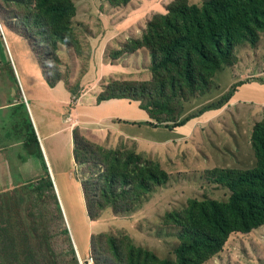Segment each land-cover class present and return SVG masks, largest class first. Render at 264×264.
I'll return each mask as SVG.
<instances>
[{
	"label": "rangeland",
	"instance_id": "obj_1",
	"mask_svg": "<svg viewBox=\"0 0 264 264\" xmlns=\"http://www.w3.org/2000/svg\"><path fill=\"white\" fill-rule=\"evenodd\" d=\"M18 1L0 0V21L6 30L9 29L15 33L24 28V17L27 15L23 7L17 4ZM23 1L34 11L35 0ZM72 1L76 7V13L71 19L74 43L71 46L59 45L57 50H52L43 43L40 31H31V43L35 44L39 50L33 52L36 59L39 61L41 58L44 61L46 70L43 71L51 72L52 75L58 71L61 73V82L74 92L72 94L73 104L83 100V97L87 95L90 97L87 96L86 99L95 100L96 97H92L95 92H100V95L103 93L110 95L111 89L115 90L116 95H136L135 98L139 97L138 99H124L133 104L135 113L112 109L93 113H98L102 117L115 116L133 119L134 122L141 123L144 118H148L145 111L140 108L141 103H152L160 96L157 91L153 90L143 95V88L132 87L134 83L140 84L152 80L151 54L147 49H141L124 53L117 59H111V57L118 52L117 50H124L126 44L132 39L140 38L148 21L152 20L156 14H165L168 4L173 0H132L128 5L122 6L113 5L109 0ZM189 1L200 4L204 0ZM7 39L12 49L11 52L15 56V48L8 35ZM28 42L20 38L15 44L30 69L29 54L31 53ZM0 44H6L1 34ZM104 44H108L106 48ZM102 50L103 54L99 55L98 52ZM3 51L4 48L0 49V58L5 60ZM236 55L237 63L220 71L216 76L212 92L194 98L195 100L191 102L190 100L187 101L188 103L184 102L186 103L184 115L187 117L194 115L214 104L224 102L223 105L217 110L202 113L199 116L201 121L195 130L189 132L190 125L178 131L177 133L181 135L188 134L177 140L175 144L167 145L162 142L164 137L170 134L165 128L159 127L154 130L151 127H142L141 129L138 124L128 123L122 119L117 120L114 126L127 129L130 134L137 135L141 142L117 138V143H104L103 141L97 143L99 139L95 138L90 131L79 129L81 133L78 134L77 147L80 161H83L84 147L89 149L85 155L89 159L86 161V166L78 164L79 171L73 174L78 179L81 178L83 183L87 182V186L90 187V189L86 188L90 204L93 206V214H96L98 208L105 207L104 212H100L96 218H100V221L93 225L95 229L93 231L98 233L92 235L91 227L85 228L81 218L78 219L80 203L76 200L77 192L70 186V195L66 199L64 189L61 186L59 188L66 209L70 211V221L78 220L77 225L67 221L69 226L80 230L75 236L82 264H124L117 252V247L106 239V236L116 238L118 247L119 243H123L125 255L129 252L128 247L135 245L148 248L151 253L156 254L162 260L167 258L175 260L174 250L179 244L181 228L165 225L167 212L181 210L190 199L227 201L231 193L226 187L215 182L213 172L253 168L256 156L252 136L256 125L264 121V34L256 47L250 45L238 47ZM8 63L11 66L10 61ZM121 83L130 84L121 86ZM236 96L239 97L238 102L234 98ZM84 117L85 115H82L80 119ZM162 117L166 118V115ZM165 124L170 123L163 125ZM139 129L141 130L138 132ZM151 141L153 145L148 146L147 142ZM99 148L122 152L135 150L136 153L143 154L146 160L158 164L168 174L167 184L155 187V194L151 202L147 204L150 211H144L142 208L129 217L128 214L119 215L121 212L113 211L117 213L113 215L112 208L108 207L109 202H112L116 211H126L130 205L119 208L115 201L103 198L104 183L100 182L99 187L95 184V177L102 171L104 172V162L101 160L103 152ZM139 148H143L148 153L146 154ZM70 156L71 152L67 155L68 159L60 160L62 170L70 166ZM80 170L82 176H80ZM29 177L28 175L25 182L29 181ZM36 179L25 184L22 181L15 183L14 180L8 182L11 185L9 189H0V257H4L3 264H10L14 255L20 256L21 260H27L29 250L49 255L45 242H37L29 233L31 219L28 215L39 216L40 210L32 209L31 203L27 200L22 203L19 198H15L16 191L21 192L23 188L30 185L34 188L38 187L40 181H35ZM44 185L45 192L42 198L45 216L43 219H38V223L41 228L49 225L51 234L59 233L60 235L59 224L61 223L56 220L53 202L49 198V194L53 192L46 188V184ZM55 191L57 194L56 189ZM95 194L98 197L94 199ZM38 195L34 196V200ZM24 197L26 198L27 195H23ZM85 199L87 202L86 195ZM83 210L85 212V206ZM89 218L87 217L88 222ZM127 223L131 225L128 226ZM62 224L67 228L65 219ZM129 228L132 229L131 237L127 235ZM51 244L59 251L67 249L65 239L61 235L58 239L54 238ZM76 259L80 264L77 255ZM206 260L202 264H264V227L250 234H232L223 248ZM65 262L71 264L70 258H67ZM27 264L30 262L27 261Z\"/></svg>",
	"mask_w": 264,
	"mask_h": 264
},
{
	"label": "trees",
	"instance_id": "obj_2",
	"mask_svg": "<svg viewBox=\"0 0 264 264\" xmlns=\"http://www.w3.org/2000/svg\"><path fill=\"white\" fill-rule=\"evenodd\" d=\"M109 1L113 5L122 6L128 5L132 0ZM17 4L23 7L27 15L24 17V28L16 32L30 42L34 53L39 50L31 43V31H40L43 43L52 50H57L59 45L71 46L74 43L71 19L76 13V7L72 0H35L34 11L23 0H19ZM166 9L165 14H156L148 21L140 38L129 41L125 49L117 50L111 59L141 49L150 52L153 64L152 80L134 83L132 87L143 88V95L152 90L160 95L152 103H141L140 108L150 118L146 125L152 128L173 129L183 127L205 111L217 110L223 105L224 102L214 104L199 113L183 117L186 104L184 102L212 92L217 74L237 63L238 47L258 45L264 34V0H204L200 4L190 3L189 0H173ZM38 62L43 70H46L41 58ZM44 74L51 88L62 81L59 71L54 75L48 71H44ZM14 78L17 84L16 77ZM129 84L121 83V86ZM70 91L74 94L72 90ZM111 91L110 95L99 94L97 103L112 99L139 98H135L136 95H116L115 90ZM162 115H166V118ZM164 123L170 124L163 125ZM23 125L25 128L23 140L27 151L34 155L37 153L42 158L36 130L30 118H26ZM79 133H81L79 129L74 131V157L77 165L86 166L89 157L86 158L85 155L89 149L83 148L81 162L77 147ZM252 144L256 156L253 168L213 172L215 182L226 187L231 193L227 201L190 199L181 210L167 215L165 225L181 228L179 244L174 250L175 260L172 258L162 260L148 248L135 245H130L129 252L125 255L123 243H119L118 247L116 238L106 236L105 238L117 247L123 263L202 264L210 256L218 253L232 234H250L264 227V121L256 125ZM99 150L103 152L101 160L104 163H100L104 165V172L95 177V184L99 187V183L103 182L105 186L103 198L115 201L119 208L129 204L130 208L126 211H130L140 199L153 193L156 186H163L168 182V174L158 164L146 160L143 154L136 153L135 150L125 152L102 148ZM44 184L53 192L49 194V198L53 202L56 220L61 223H58L60 235L64 237L67 246L64 251H59L51 244L54 238H60L59 233L51 234L49 225L41 228L38 223V219L45 216L42 198L45 192ZM83 187L89 216L96 219L105 207L98 208L96 214H93V206L90 204L86 188L87 182L83 183ZM55 192L49 173L40 181L38 187L30 185L21 192L16 191L15 198H19L22 203L27 200L31 203L32 209L40 210L39 216L28 215L31 219L29 233L37 242H45L49 255L29 250L27 260H21L20 256L14 255L10 264H27V261L30 264H66L67 258H70L71 264H78L68 229L62 224L64 216ZM36 194L39 195L34 200ZM23 195L27 197L23 198ZM97 197L96 194L93 196L94 199ZM108 207L114 212H126L116 211L112 202H109ZM3 259L4 257H0L2 264Z\"/></svg>",
	"mask_w": 264,
	"mask_h": 264
},
{
	"label": "crops",
	"instance_id": "obj_3",
	"mask_svg": "<svg viewBox=\"0 0 264 264\" xmlns=\"http://www.w3.org/2000/svg\"><path fill=\"white\" fill-rule=\"evenodd\" d=\"M0 25H2L3 30L0 34L3 36L6 43L0 44V49L4 48L3 52L6 57L5 60L4 58H0V177L2 178L0 181V189H9L11 185L8 182H13L14 180L15 183L22 181L24 184L36 178L35 181H41L43 178H46L49 173L61 200L66 219L72 222L73 225H77L78 220L70 221V211L66 209L67 207L62 200L61 191H59L60 186L64 189L63 193L66 199H68L70 195V186L77 192L78 196L76 200L80 203V214L77 213L78 219L81 218V222L84 224L85 228L87 226L91 227L92 232L95 230L93 225L98 223L100 218H89L83 181L73 174L79 171L74 157V131L76 129L90 131L95 138L99 139L97 143H99V141H103L104 143H117V138H122V140L125 141L133 140L141 142V139L137 135L130 134L127 129H119L114 126L119 119L125 120L128 123H133V119L115 116L102 117L98 115V113H93L94 111L102 112L108 109L135 113V111H133L135 110L133 104H130V102L124 99H113L104 101L99 105L95 101H97V95H99L100 92H95L92 96L96 97L95 100L90 98L86 99L87 95L83 97V100L76 101L73 104L72 93L63 82L57 83L54 88L48 85L43 68L36 59L31 45L28 43L31 53L29 54L31 57V68L29 69L15 44L16 40L24 38L9 29L6 30L1 21ZM7 35L11 38L12 45L15 48V56L11 52L12 49L8 42ZM106 45L108 44H104L105 48ZM98 54L102 55L103 50L99 51ZM9 61L11 66H9ZM103 62H105L104 58ZM14 76L16 77L17 84L15 83ZM234 98H236L238 102L239 97L236 96ZM185 113L186 104L183 117H187L184 115ZM82 115H85L84 119H80ZM147 117L148 118H144L140 123L142 125H139L137 122L134 123L138 124L141 129L142 127H148L144 125L150 121L148 114ZM26 118H30L36 130L42 158H40L37 153L36 155L31 154L25 147V142L23 140L25 128L23 122ZM199 121H201L200 117L192 119L183 127H176L173 129L165 128L169 130L170 134H167L162 142L167 145L175 144L177 140H180V138L188 134L181 135L177 133L178 131L186 129L191 125L189 131L191 132L198 127ZM141 129H139L138 132ZM48 144H50V146H48ZM147 145H153V141L147 142ZM139 149L144 151L143 148ZM69 152H71L69 160L70 166L62 170L60 168V162L62 159H68L67 155ZM145 153L147 154L148 152L146 151ZM46 169H48V171ZM28 170H30V172H28ZM27 172L28 174H26ZM28 175L30 176L29 181L25 182ZM80 176H82L81 170ZM154 194L155 189L153 193L140 199L130 211L121 212L119 215L128 214L129 217L142 208L144 211H150V207L147 206V204L151 202V198ZM83 206H85V212ZM111 211L113 215H117V213L113 212V209ZM155 211L157 212V209H155ZM172 212L167 213L169 214ZM87 217L90 219L89 222L87 221ZM127 225L130 226L131 224L127 223ZM76 229L80 231L79 228ZM127 231V235L131 237L132 229L129 228ZM97 233L98 232L93 231L92 235Z\"/></svg>",
	"mask_w": 264,
	"mask_h": 264
},
{
	"label": "water",
	"instance_id": "obj_4",
	"mask_svg": "<svg viewBox=\"0 0 264 264\" xmlns=\"http://www.w3.org/2000/svg\"><path fill=\"white\" fill-rule=\"evenodd\" d=\"M57 196H58V194H57ZM58 202H59L60 207H61V209H62L64 219H65V221L67 222L66 216H65V214H64L63 206H62V203H61V200H60L59 196H58ZM68 228H69V226H68V222H67V229H68ZM69 232H70V237H71V239H72V244H73L74 250H75V252H76V255H77V257H78V259H79V261H80V264H82L81 259H80V255H79V253L77 252V248H76V246H75V243H74L73 236H72V233H71V231H70V228H69Z\"/></svg>",
	"mask_w": 264,
	"mask_h": 264
},
{
	"label": "bare ground",
	"instance_id": "obj_5",
	"mask_svg": "<svg viewBox=\"0 0 264 264\" xmlns=\"http://www.w3.org/2000/svg\"><path fill=\"white\" fill-rule=\"evenodd\" d=\"M0 31L1 32H3V30H2V25H0ZM68 222V221H67ZM68 226H69V223H68ZM69 228H70V230H71V233H72V236H73V240H74V243H75V246H76V248H77V252L79 251V248H78V244H77V240H76V234H77V230H75V228H73L72 226H69ZM79 253V255H80V252H78ZM80 257H81V255H80ZM82 260V259H81Z\"/></svg>",
	"mask_w": 264,
	"mask_h": 264
},
{
	"label": "clouds",
	"instance_id": "obj_6",
	"mask_svg": "<svg viewBox=\"0 0 264 264\" xmlns=\"http://www.w3.org/2000/svg\"><path fill=\"white\" fill-rule=\"evenodd\" d=\"M144 111V110H143ZM150 119V118H149ZM139 125H142V124H140V123H138ZM144 125H146V124H144ZM148 126V125H147ZM148 127H150V126H148ZM152 128V127H151ZM154 129H158V128H154ZM62 214H63V212H62ZM82 262V261H81Z\"/></svg>",
	"mask_w": 264,
	"mask_h": 264
},
{
	"label": "flooded vegetation",
	"instance_id": "obj_7",
	"mask_svg": "<svg viewBox=\"0 0 264 264\" xmlns=\"http://www.w3.org/2000/svg\"><path fill=\"white\" fill-rule=\"evenodd\" d=\"M1 32V31H0Z\"/></svg>",
	"mask_w": 264,
	"mask_h": 264
}]
</instances>
